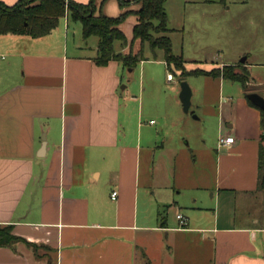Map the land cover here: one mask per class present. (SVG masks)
<instances>
[{"label": "crops", "instance_id": "0c3cea01", "mask_svg": "<svg viewBox=\"0 0 264 264\" xmlns=\"http://www.w3.org/2000/svg\"><path fill=\"white\" fill-rule=\"evenodd\" d=\"M0 1L12 6L19 0ZM73 1H94L95 16L129 12L118 27L128 43L115 41L114 50L137 53L143 47L146 60L140 63L151 62L150 45L133 42L141 4ZM225 1L181 3L187 8ZM177 2L165 1L170 38ZM93 37L84 38L81 23L68 14L40 38L0 35V227L11 226L13 235L37 246L36 253L24 242L0 247V264H165L152 245L156 234L179 252V264H264L261 113L246 107L255 119L251 125L221 116L219 138L234 137V143L220 146L218 139L214 145L213 203L196 195L193 206L177 213L178 223L159 224L146 214L145 155L154 149L143 124L146 88L141 89L142 78L140 89L132 91L130 82L123 86L125 71L138 64L134 69L117 60L98 65L99 38ZM240 64L249 72L255 65L247 57ZM255 87L249 94L264 97V84ZM179 215L186 220L182 227Z\"/></svg>", "mask_w": 264, "mask_h": 264}, {"label": "rangeland", "instance_id": "374dc122", "mask_svg": "<svg viewBox=\"0 0 264 264\" xmlns=\"http://www.w3.org/2000/svg\"><path fill=\"white\" fill-rule=\"evenodd\" d=\"M171 14L172 26L176 29L171 35L173 53L184 60L185 73L174 65L169 68L161 51H156L155 59L146 48L151 62L138 64L132 72L126 70L123 84L130 82L132 91L137 90L141 88L142 78L141 89L146 88L143 124L150 131L148 142L154 146L145 155L149 197L146 214L159 224L166 219L178 223L177 213H184L193 206L196 195L200 202L213 203L214 145L220 136L217 129L221 116L251 125L255 119L250 117L246 107L262 113L249 104V92L241 83L197 72L223 71L224 65L234 63H237L233 65L235 72H240V62L247 57L249 64H255L250 69L248 90H257L255 85L264 84V0H226L218 6L187 8L178 0ZM162 35L166 33L155 36ZM115 46L118 48L119 44ZM169 74L174 81H168ZM182 83H187L192 90L188 113L180 99ZM212 146L210 151L208 148ZM174 200L186 205H178ZM156 235L152 245L157 258L165 264H179L182 261L179 252L174 254L173 245L168 249V243H161ZM177 240L182 241L180 237Z\"/></svg>", "mask_w": 264, "mask_h": 264}, {"label": "trees", "instance_id": "16d2710c", "mask_svg": "<svg viewBox=\"0 0 264 264\" xmlns=\"http://www.w3.org/2000/svg\"><path fill=\"white\" fill-rule=\"evenodd\" d=\"M118 1L121 7L131 4L125 0ZM165 1L134 0V3L141 4V7L135 13L139 17V21L133 30V42L140 40L143 46L149 44L154 55L156 50H162L168 67L171 68V65H174L183 72L185 69L184 60L174 55L171 38L166 35L155 36L170 32ZM95 12L94 1L88 5H83L73 0H19L12 6L0 1V35H27L40 38L50 34L57 28L59 21L68 14L71 19L81 23L84 38L91 36L99 38V56L96 61L98 65L105 66L111 60H117L125 68L134 69L137 64L146 60L143 47L135 54L131 50L128 55L117 54L114 50L115 41H121L124 46L128 43L126 36L118 27L125 21L129 12L118 18L107 17L103 13L95 16ZM240 66V72H235L233 66H225L223 71H199L197 73L223 77L241 83L249 92L250 72L242 64ZM248 101L251 106L255 107L250 100ZM261 114L264 130V113ZM259 167L261 186L264 187V135L261 140ZM18 242H24L33 247L35 253L37 252L36 245L13 235L11 226L0 227V247H10Z\"/></svg>", "mask_w": 264, "mask_h": 264}, {"label": "water", "instance_id": "95a60500", "mask_svg": "<svg viewBox=\"0 0 264 264\" xmlns=\"http://www.w3.org/2000/svg\"><path fill=\"white\" fill-rule=\"evenodd\" d=\"M245 61H246V58L242 59L241 63H244ZM180 99L183 104L184 111L188 113L191 107L192 90L187 83H182ZM248 99L251 101V103L255 107L259 108L264 113V97L263 96H261L258 93L253 92L248 95Z\"/></svg>", "mask_w": 264, "mask_h": 264}, {"label": "built area", "instance_id": "2783aa9c", "mask_svg": "<svg viewBox=\"0 0 264 264\" xmlns=\"http://www.w3.org/2000/svg\"><path fill=\"white\" fill-rule=\"evenodd\" d=\"M169 79L170 80L174 79L171 74L169 75ZM233 143H234V137L221 136L219 138L220 146H230ZM117 196H118V193L117 192H113L112 199L113 200L117 199ZM178 219L180 220L181 226H184L186 224V220H185V218L182 215H179Z\"/></svg>", "mask_w": 264, "mask_h": 264}]
</instances>
